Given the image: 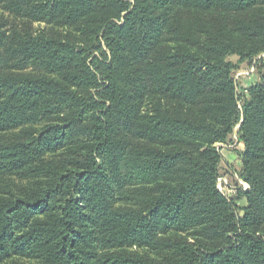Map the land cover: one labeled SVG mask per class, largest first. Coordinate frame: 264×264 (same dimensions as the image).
<instances>
[{"label": "trees", "instance_id": "trees-1", "mask_svg": "<svg viewBox=\"0 0 264 264\" xmlns=\"http://www.w3.org/2000/svg\"><path fill=\"white\" fill-rule=\"evenodd\" d=\"M0 11V264H264V74L234 78L264 54V0Z\"/></svg>", "mask_w": 264, "mask_h": 264}, {"label": "rangeland", "instance_id": "rangeland-1", "mask_svg": "<svg viewBox=\"0 0 264 264\" xmlns=\"http://www.w3.org/2000/svg\"><path fill=\"white\" fill-rule=\"evenodd\" d=\"M4 16L5 19L9 18V15L0 11V17ZM34 27L41 31L45 28L44 24H35ZM234 64L238 63V57L232 56L229 58ZM257 69L252 71V65L248 63H243L238 66L234 71V78L238 84V90L242 93L248 87L258 83L260 81L261 75L264 74V54L260 56V60L256 59ZM27 70L37 71L34 67H29ZM236 131L232 135L229 144H221L220 150L222 154V164L220 167V178L218 180L219 190L228 197H236L237 191L243 187L244 183L240 177L241 171V160L237 156V151L243 149V145L239 143ZM248 186V185H247ZM249 189V186H248ZM246 189V190H248ZM237 204L239 207H246L247 201L245 199H237ZM242 214V212H240Z\"/></svg>", "mask_w": 264, "mask_h": 264}, {"label": "built area", "instance_id": "built-area-1", "mask_svg": "<svg viewBox=\"0 0 264 264\" xmlns=\"http://www.w3.org/2000/svg\"><path fill=\"white\" fill-rule=\"evenodd\" d=\"M258 59H260V57ZM251 69H252V71H255L257 69L256 62L253 64V67ZM242 185H243V189L244 190L248 189L247 185H245V184H242Z\"/></svg>", "mask_w": 264, "mask_h": 264}]
</instances>
